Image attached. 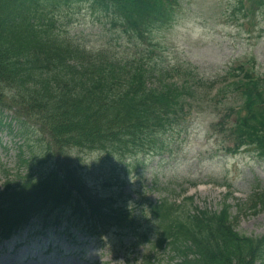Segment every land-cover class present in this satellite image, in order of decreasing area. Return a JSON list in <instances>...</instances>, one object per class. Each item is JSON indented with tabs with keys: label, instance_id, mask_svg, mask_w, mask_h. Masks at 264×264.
<instances>
[{
	"label": "rangeland",
	"instance_id": "obj_1",
	"mask_svg": "<svg viewBox=\"0 0 264 264\" xmlns=\"http://www.w3.org/2000/svg\"><path fill=\"white\" fill-rule=\"evenodd\" d=\"M184 33V31H181ZM193 35L199 34L202 39H204V35L199 30H195L192 32ZM202 42V41H201ZM230 50V49H229ZM221 51V39L215 38L209 42V45L201 50L198 55L196 56L203 61H208L211 55H216L218 52ZM231 51V50H230ZM96 156H88L87 162L89 163L90 160L96 159ZM232 162L225 165L223 162L218 163V161H210L200 166H196L193 170H187V164L183 163L176 169L171 170L170 174H176L179 179H183L186 177L191 178L192 181H218L223 180L226 177H229L230 181L233 182L237 187H246L248 186L249 182L252 180L254 176V172L251 170L250 165L247 163H242L240 169L235 172L232 167H229ZM228 166V167H227ZM138 182V179L135 180V183ZM180 183V182H179ZM176 186V182L169 184V189H173ZM136 188V185H135ZM210 194L207 198L209 200H213V198H220L215 192L213 193H204L202 197L204 198L206 195ZM216 200H213L215 202ZM254 219L260 222L263 221L264 223V214H260L258 217ZM249 221V218L246 219ZM250 229H258L255 227H250ZM83 241V238H80ZM56 242V241H55ZM61 242V247L63 249V255L60 256L56 252L49 255V263L45 261V263L40 264H93V261L96 259L102 260L101 252L105 251L101 248L96 247L95 243H83L78 245H73L67 242L66 240L59 239ZM45 245V242L42 243ZM34 250H39V246L36 242L33 243ZM113 254V253H111ZM116 257L118 259L113 260L115 264H127L125 257H123L122 252H115ZM41 256V254H40ZM107 258V257H105ZM48 258H45V260ZM60 259V260H59ZM110 259V258H109Z\"/></svg>",
	"mask_w": 264,
	"mask_h": 264
},
{
	"label": "trees",
	"instance_id": "obj_2",
	"mask_svg": "<svg viewBox=\"0 0 264 264\" xmlns=\"http://www.w3.org/2000/svg\"><path fill=\"white\" fill-rule=\"evenodd\" d=\"M63 190H66L65 188H63ZM49 201L52 203V204H56V203H58L59 201H60V199H57V198H49ZM69 203L68 202H65L64 201V203H63V207H65L66 205H68ZM11 207H13L12 205H10V204H5L3 207H2V209L0 210V211H5V210H8V209H10ZM74 214H76L77 215V213L76 212H74Z\"/></svg>",
	"mask_w": 264,
	"mask_h": 264
}]
</instances>
